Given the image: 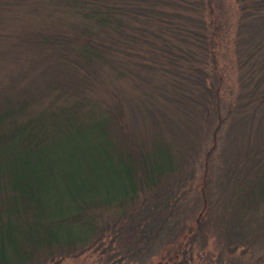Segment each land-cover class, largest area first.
I'll list each match as a JSON object with an SVG mask.
<instances>
[{"label": "rangeland", "instance_id": "374dc122", "mask_svg": "<svg viewBox=\"0 0 264 264\" xmlns=\"http://www.w3.org/2000/svg\"><path fill=\"white\" fill-rule=\"evenodd\" d=\"M0 2V49L18 51L24 70L39 62L1 89L0 108L8 98L21 106L29 88L28 116L52 98H88L120 113L113 158L136 165L158 151L172 162L156 187L136 180L130 206L96 211L83 249L44 264H264V202L254 197L264 193V0H101L114 18L103 42L118 52L91 90L80 65L74 81L66 73L80 61L72 31L83 21L64 15L63 0ZM6 62L0 87L17 65ZM95 132L110 144L111 132ZM231 219L240 222L229 233Z\"/></svg>", "mask_w": 264, "mask_h": 264}, {"label": "trees", "instance_id": "16d2710c", "mask_svg": "<svg viewBox=\"0 0 264 264\" xmlns=\"http://www.w3.org/2000/svg\"><path fill=\"white\" fill-rule=\"evenodd\" d=\"M63 1L58 4L64 15H76L83 21L78 32L72 31L80 46V61L66 73L69 81H74L80 65L85 74L80 84L88 83L91 90L101 65L118 52L112 47V40L103 42L106 37L102 35V29L114 18L101 0ZM5 4L0 2V10L8 6ZM14 54L5 56L0 49V64H17L9 74L4 71L6 81L0 92L9 81L15 85L25 75H32L39 64L34 58L30 60L33 67L24 70L26 67L19 62L24 57L18 51ZM63 80L66 79L60 77L57 84ZM23 92L26 96L21 106L14 108L11 103L10 107L13 100L8 98L4 101L7 106L0 108V264H44L55 257L76 254L98 233L93 221L96 211L130 206L137 196L136 180L154 188L159 176L172 169L169 154L158 151L147 157L148 162L143 157L136 165L127 154L118 160L113 158L110 148L119 145L114 141L119 112L96 109L88 98L69 103L52 98L49 105L28 116L23 106L26 110L36 99H31L34 96L30 88ZM78 116L83 118L81 124ZM104 129L112 134L110 144L96 135L95 130L103 135ZM254 197L258 203L264 202V193ZM227 222L228 232L232 233L236 230H231L232 224L237 226L240 221ZM244 236L237 234L236 238L241 240Z\"/></svg>", "mask_w": 264, "mask_h": 264}]
</instances>
